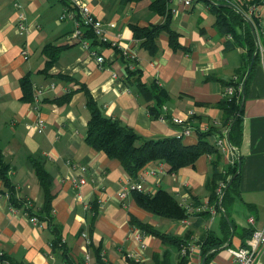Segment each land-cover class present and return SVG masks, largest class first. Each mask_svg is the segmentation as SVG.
Here are the masks:
<instances>
[{
	"label": "crops",
	"instance_id": "crops-1",
	"mask_svg": "<svg viewBox=\"0 0 264 264\" xmlns=\"http://www.w3.org/2000/svg\"><path fill=\"white\" fill-rule=\"evenodd\" d=\"M16 1L27 18V31L23 33L18 32ZM83 1L103 22L106 37L105 42L95 40L96 44L87 39L93 47L90 49L72 39L76 28L72 20L60 21L66 7L63 1L0 0V153L9 168L18 200L30 201L34 212L44 205V189L36 175V164L51 176L53 196L50 213L53 225L48 226L39 217L41 226L34 225L23 209H12L10 199L2 194L7 189L0 179V250L8 254L13 264H81L88 255L95 262L96 249L102 251L105 264H131L130 261L203 264L201 243L207 234L225 239L222 212L214 213L207 208L211 199L207 182L213 175L215 155H204L194 166L177 173H171L165 162L152 163L143 170L144 192L168 191L190 214L184 221L157 216L141 208L131 195L120 197L134 183L118 160L87 143L91 118L88 96L91 95L105 117L122 122L144 138L180 137L184 125L209 126L217 130L211 139L216 145V133L225 129L220 104L226 97V85L239 71L253 69L243 102L242 147L239 152H227L216 145L223 154V173L242 157L241 197L229 209L235 232L208 263L229 264L227 248L243 246L247 241L243 237L245 229L264 230V59L260 55L255 66L250 65L241 48L228 49L205 0L195 1L191 7L185 6L184 0H174L171 29L180 35L183 48L172 49L164 32L158 40L160 50L153 58L135 41L131 29L133 25L148 27L164 23V16L151 8L153 0ZM225 1L252 19L253 0ZM255 11L259 16L258 42L264 47V5ZM47 46L61 48L58 59L50 67ZM94 48L104 58L102 64L91 54ZM24 50L28 52L27 59L22 55ZM125 52L135 55V66L141 69L144 83H157L169 94L163 112L170 118L153 117L149 112L151 103L125 82ZM26 76L33 81L38 96L36 105L23 100L21 82ZM52 85L54 89L37 94L40 87ZM71 91L76 92L68 102H56V98ZM175 118L184 121V125L174 123ZM197 140L195 134L184 136L186 143ZM82 166L87 170L82 171ZM81 178L84 183L80 182ZM98 201L91 233L92 249L88 228L94 207H90ZM201 212L209 214L204 218L199 216ZM132 219L152 231L191 244L186 261L179 246L151 233L142 234L133 227ZM54 225L60 228L71 263H67L61 250L53 247L57 234ZM259 264H264V253Z\"/></svg>",
	"mask_w": 264,
	"mask_h": 264
},
{
	"label": "trees",
	"instance_id": "trees-1",
	"mask_svg": "<svg viewBox=\"0 0 264 264\" xmlns=\"http://www.w3.org/2000/svg\"><path fill=\"white\" fill-rule=\"evenodd\" d=\"M125 1L138 2L140 0ZM195 1L198 0H192V2ZM205 1L216 20V27L220 35L226 39V47L228 49L241 48L244 52V58L250 65L254 63L255 66L260 57L257 33L259 22L258 14L253 13L252 19H249L245 13L227 3L225 0ZM173 2L174 0H153L151 3V8L159 15L164 16V23L148 27H140L138 25H133L131 27L135 41L140 44L142 48L146 49L152 58L155 57L160 50L158 40L164 32L168 34L169 44L172 49L183 48L179 41L180 35L171 29ZM250 5L260 7L264 5V0H253ZM84 38L86 40H92V44H96L97 41L95 43L94 41L98 39L91 29H85ZM91 48L93 47L91 46ZM60 51L61 48L56 46H47L45 48V52L49 54L50 57V61L48 62L49 67L56 62ZM254 58L256 59L253 62ZM123 59L126 63L125 82H127L128 85H132L136 94L143 97L144 101L151 103L149 107L150 114L156 118H170L169 114L163 112V108H165L170 98L169 94L157 83L148 85L143 82V73L141 69H137V66H135V64H137L136 58H132L123 53ZM252 73L253 69L252 71H250V69H248V71H239L237 73V79H231L226 85V90L228 87H233L235 92L232 95H228L225 90L226 97L220 104L224 113L223 128L229 130L228 138L231 145L236 149V152L237 150L239 152L244 141L243 102L248 93V86ZM21 83L23 100L34 104L36 91L33 87V81L30 77L26 76L22 79ZM240 86H242L241 90L239 89ZM82 88L86 90V87ZM75 92L76 91H71L56 98V102H68ZM90 96L89 94L88 107L91 111V118L88 122L87 143L96 150L105 153L109 158L118 160L134 185L142 183V172L152 163L165 162L170 166L171 173H177L185 167L194 166L200 157L204 155H215L213 175L207 182V187L211 192L209 205L214 206L216 212H222V230L225 239L220 240L214 233H208L206 238L202 241V256L205 260V264H208L215 256L217 250H219L226 240L231 237L232 233L235 232L236 225L234 221L229 219V209L241 197L242 157L239 156L237 162L223 173L221 171L223 154L211 140L214 132L217 131L214 127H210V131L207 133L201 132L200 127H194L195 131L192 135H197L198 139L195 143H186L184 141V135L162 139H147L138 135L132 128L124 125L122 122L105 117L100 111L98 104ZM35 170L40 185L44 189V205L39 209V212H34V205L26 208V203L30 201L22 198L18 200L15 197L14 188L11 185L9 177V168L4 161L3 155L0 153V179L4 182L7 189L6 192L2 191V194H8L10 196L11 205L18 208L17 210L23 209L24 212H28L29 217H36L37 219L39 217L41 220L47 222L48 226H52L53 223L50 217L53 201L51 193L52 178L39 164L35 165ZM228 176L231 177L227 182ZM225 181L226 187L223 191V195L220 196L218 187L221 182ZM130 195L141 208L157 216L175 221H184L190 218L189 209L182 205L179 200L168 191L159 190L157 193L151 194L138 189H132ZM99 202L100 201L90 207L91 209L94 207L90 214L91 220L89 221L88 228V235L90 236L88 237V239L90 238L89 247L92 249L94 248V243L91 238V233L93 232L92 227L98 212L97 209H95V205L99 207ZM248 206L254 209L253 205ZM209 212H201L199 216L205 218V216H208ZM132 223L133 227L137 230H141L142 234L147 235V233H151L158 236L166 243L179 246L182 252L184 248H189L191 245L185 243V240L180 238L152 231L139 220L132 219ZM59 229V227L54 225V231H56L57 234L53 242V247L61 250L67 263H71L72 260L69 259L68 251L59 234ZM252 234V231L245 229L243 237L249 240ZM246 243L247 241L244 242L243 246H246ZM95 252V263L105 264L102 251L96 249ZM187 255L188 253L185 255L183 254L184 261H186ZM130 263L139 264L135 261H130ZM81 264H84V261L81 262Z\"/></svg>",
	"mask_w": 264,
	"mask_h": 264
},
{
	"label": "built area",
	"instance_id": "built-area-1",
	"mask_svg": "<svg viewBox=\"0 0 264 264\" xmlns=\"http://www.w3.org/2000/svg\"><path fill=\"white\" fill-rule=\"evenodd\" d=\"M66 4V7L64 8V12L62 13L60 17V21H66V20H72L75 23V31L73 32L72 39L78 41L84 48L90 49L91 44L84 38L85 35V29H91L96 37L99 40H102L105 42V31L103 27V22L100 21L96 16L91 12L88 5L83 0H61ZM193 4L192 0H184V5L187 7H191ZM15 7L18 9V32L23 33L27 31V25H26V15L21 10V5L18 1L14 3ZM256 6H252V9L250 10L251 13H256ZM258 48L260 51L261 57L264 59V47L261 46L260 43H258ZM97 49H94V51H91V54L97 58V62L102 64L104 62V58L102 56H98V51H95ZM127 56H130L132 58H135V55L132 53H126ZM22 55L25 59L28 58V52L24 50L22 52ZM237 79V76L235 77ZM55 86L52 85L50 87H40L37 90V94L41 95L43 93H46L50 89H54ZM242 89V86L239 88ZM235 92V89L233 87H228L226 90V93L228 95H232ZM36 100H38V96L36 95ZM34 103V105H36ZM37 109V107H36ZM174 123L178 125H184V121L181 119L175 118ZM201 132L207 133L210 131L209 126H202L200 127ZM195 131V128H193L190 125H184L183 127V135L184 136H190ZM229 130L227 128L218 131L216 133L217 136V142L216 145L220 148H223L227 152H235L236 149L231 145L229 138H228ZM82 171H86L87 167L82 166ZM230 180V178H227V182ZM226 181L221 182L218 187V193L219 195H223V191L226 187ZM81 183H84V179H80ZM132 189H138L140 191H143V187L141 183L133 185ZM131 190L125 189L120 193V197L122 199L127 198L130 195ZM8 199H10V196L8 194H3ZM32 204L30 202L26 203V208L31 206ZM211 212H216L215 207L208 206L207 207ZM12 209L17 211L18 208L12 206ZM24 215L28 217L29 221L33 223L34 225L41 226L40 222L36 217H29L28 212H24ZM251 222H254L251 220ZM84 237L86 238V234H84ZM192 246L190 245L189 248L183 249V254L189 253L191 251ZM230 263L229 264H259L261 255L264 253V230L255 229L253 231V234L249 240H247L246 246H236V247H228L227 248ZM84 264H96L90 255H88L84 260ZM0 264H13L11 258L6 254L5 252L0 250Z\"/></svg>",
	"mask_w": 264,
	"mask_h": 264
},
{
	"label": "rangeland",
	"instance_id": "rangeland-1",
	"mask_svg": "<svg viewBox=\"0 0 264 264\" xmlns=\"http://www.w3.org/2000/svg\"><path fill=\"white\" fill-rule=\"evenodd\" d=\"M237 9H240V8H237ZM251 9H252V7H251ZM259 43V42H258ZM116 47V46H115ZM23 52V51H22ZM246 218V214L245 215H243V220H241V222L242 223H244V219Z\"/></svg>",
	"mask_w": 264,
	"mask_h": 264
},
{
	"label": "water",
	"instance_id": "water-1",
	"mask_svg": "<svg viewBox=\"0 0 264 264\" xmlns=\"http://www.w3.org/2000/svg\"><path fill=\"white\" fill-rule=\"evenodd\" d=\"M255 59H256V58H254L253 62L255 61ZM203 264H205V261H204V263H203Z\"/></svg>",
	"mask_w": 264,
	"mask_h": 264
}]
</instances>
